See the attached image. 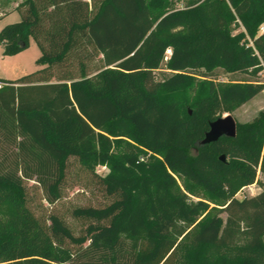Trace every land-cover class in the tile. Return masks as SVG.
<instances>
[{
    "label": "trees",
    "instance_id": "1",
    "mask_svg": "<svg viewBox=\"0 0 264 264\" xmlns=\"http://www.w3.org/2000/svg\"><path fill=\"white\" fill-rule=\"evenodd\" d=\"M16 8L21 20L0 31L3 54L31 36L43 66L0 78V264H264V191L236 197L258 167L264 173V112L236 122L234 137L200 144L216 111L261 86L231 79L217 91L212 79L189 75L264 64V0H22ZM236 19L246 35L231 34ZM160 68L169 72L156 80ZM194 80L192 100L179 98ZM196 112H206L204 128ZM74 186L97 199L69 209L77 232L57 210ZM33 187L46 205H33Z\"/></svg>",
    "mask_w": 264,
    "mask_h": 264
},
{
    "label": "rangeland",
    "instance_id": "2",
    "mask_svg": "<svg viewBox=\"0 0 264 264\" xmlns=\"http://www.w3.org/2000/svg\"><path fill=\"white\" fill-rule=\"evenodd\" d=\"M22 0H0V31L1 29L9 23H15L21 20V13L16 8L17 4H19ZM100 1V0H98ZM184 2L183 1H176L175 6L182 8ZM217 1H214L211 3V6H216ZM2 13V14H1ZM231 34L233 36L239 35L241 32L246 35V31L242 27L240 21L236 19V23H232L230 26ZM264 31V23H261L258 26L257 33H261ZM245 39H247L245 37ZM240 44H244V40L242 39L240 41ZM251 43H247L246 46H249ZM171 53V52H170ZM40 56V50L35 43L34 39L29 36V42L28 47H26L23 50H20L19 52H16L11 55H5L3 54V45L0 42V78L4 79H16L24 74L31 73L39 68H41L43 65L36 62L37 58ZM168 56V54H167ZM170 56V55H169ZM168 56V58H169ZM167 58V59H168ZM164 59V60H167ZM264 64H255L253 66H249L244 69H235L233 71H227L224 68H217L214 70L213 74L207 75V77L201 76L203 70H192L189 71V75H195V79H212L214 81V84L216 86L217 91H219L224 85L229 83L231 79H243V80H249L251 82H254L255 84H258L261 86V90L250 100L243 103L242 105L234 107L232 110H225L221 109L222 111H216V113H213L216 116L223 117L225 115H232L233 118L237 123H250L253 121L255 117L260 112H264ZM169 72L166 69L160 68L158 70H155L154 77L156 80H161L163 78V73ZM197 80L193 81V84H190L186 87H184L182 90L178 92L179 98H188L189 101L192 100L194 97L193 89L195 84H197ZM206 104L209 105V102H206ZM206 106V108H209V106ZM186 108H188L189 113H193V107L191 105H186ZM220 108H224L220 106ZM206 112H196L198 124L202 128H204V124L200 121L199 118L205 115ZM208 113V112H207ZM197 153V148L192 147L190 149V154L195 155ZM77 163L71 162V171L75 174L77 172L79 176L82 179H86V175L81 172L78 167ZM80 171V172H79ZM96 171L99 174L104 175L107 173L108 169L104 166H97ZM77 174V175H78ZM76 175H73V177ZM35 189V191H34ZM199 191V189H198ZM264 191V173L260 170V168H257L256 172V182L247 185L240 189V191L236 194V197L238 199H242L244 197H251L254 195H257L258 193ZM32 192L35 193L34 198V206L36 204L46 205L45 201L42 198L41 191H38L37 187H33ZM65 198L59 202L57 205V210L60 212L66 219V221L71 225V227L74 228L75 232L79 229V223L75 220H73L69 216V209L74 205H84L88 203H93L97 199L93 196H91L90 192L84 191L80 188V186H74L72 188H69L66 191ZM190 199L193 201L198 200L196 196L190 195ZM210 203V202H209ZM44 209L42 207H39L36 209V214H42L44 215ZM223 220L226 218V214H221ZM182 224H179V227L182 228ZM182 236L178 238V241H180ZM264 240V237H263Z\"/></svg>",
    "mask_w": 264,
    "mask_h": 264
},
{
    "label": "water",
    "instance_id": "3",
    "mask_svg": "<svg viewBox=\"0 0 264 264\" xmlns=\"http://www.w3.org/2000/svg\"><path fill=\"white\" fill-rule=\"evenodd\" d=\"M236 135V121L232 115L228 114L218 117L209 123V129L205 132L200 144H207L216 141L221 136L234 137ZM224 160V156H220Z\"/></svg>",
    "mask_w": 264,
    "mask_h": 264
},
{
    "label": "built area",
    "instance_id": "4",
    "mask_svg": "<svg viewBox=\"0 0 264 264\" xmlns=\"http://www.w3.org/2000/svg\"><path fill=\"white\" fill-rule=\"evenodd\" d=\"M167 54H168V56L170 55V49H167V50H166V52H165V56H164V59H167V58H168ZM263 68H264V66H263ZM1 86H2V84L0 83V87H1Z\"/></svg>",
    "mask_w": 264,
    "mask_h": 264
},
{
    "label": "crops",
    "instance_id": "5",
    "mask_svg": "<svg viewBox=\"0 0 264 264\" xmlns=\"http://www.w3.org/2000/svg\"><path fill=\"white\" fill-rule=\"evenodd\" d=\"M2 14V13H1Z\"/></svg>",
    "mask_w": 264,
    "mask_h": 264
}]
</instances>
